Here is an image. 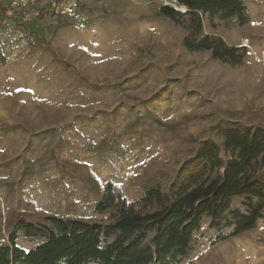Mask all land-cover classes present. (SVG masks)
I'll use <instances>...</instances> for the list:
<instances>
[{"label": "rangeland", "instance_id": "1", "mask_svg": "<svg viewBox=\"0 0 264 264\" xmlns=\"http://www.w3.org/2000/svg\"><path fill=\"white\" fill-rule=\"evenodd\" d=\"M244 2L245 23L203 15L204 34L246 49L233 64L186 48V23L160 13L171 0H0V248L18 219L142 210L202 145L222 147V129L264 127V0ZM232 229L204 216L190 252L166 264H264V218L223 239ZM45 240L18 230L25 250Z\"/></svg>", "mask_w": 264, "mask_h": 264}, {"label": "trees", "instance_id": "2", "mask_svg": "<svg viewBox=\"0 0 264 264\" xmlns=\"http://www.w3.org/2000/svg\"><path fill=\"white\" fill-rule=\"evenodd\" d=\"M171 2L161 5L160 13L186 23L187 49L209 50L215 59L242 63L246 49L204 34L203 15L237 17L245 23L244 0ZM221 134L223 150L215 142L202 145L194 158L182 164L181 179L172 186V194L160 187L147 189L140 199L142 210L122 208L108 223L57 215L45 217L43 224L18 219L11 244L0 248V264H166L169 257L180 260L190 252L193 234L206 215L212 228L233 226L223 239L254 228L264 218V127L239 125L224 128ZM222 151L230 155L226 161ZM239 196L246 198L244 210L232 205ZM114 200L109 195L96 207L106 211ZM19 229L46 240L25 250L17 244Z\"/></svg>", "mask_w": 264, "mask_h": 264}, {"label": "built area", "instance_id": "3", "mask_svg": "<svg viewBox=\"0 0 264 264\" xmlns=\"http://www.w3.org/2000/svg\"><path fill=\"white\" fill-rule=\"evenodd\" d=\"M33 2H36L37 0H32ZM50 1H56V0H50Z\"/></svg>", "mask_w": 264, "mask_h": 264}, {"label": "water", "instance_id": "4", "mask_svg": "<svg viewBox=\"0 0 264 264\" xmlns=\"http://www.w3.org/2000/svg\"><path fill=\"white\" fill-rule=\"evenodd\" d=\"M186 9H183L182 11H185Z\"/></svg>", "mask_w": 264, "mask_h": 264}, {"label": "bare ground", "instance_id": "5", "mask_svg": "<svg viewBox=\"0 0 264 264\" xmlns=\"http://www.w3.org/2000/svg\"><path fill=\"white\" fill-rule=\"evenodd\" d=\"M185 9V8H184Z\"/></svg>", "mask_w": 264, "mask_h": 264}]
</instances>
